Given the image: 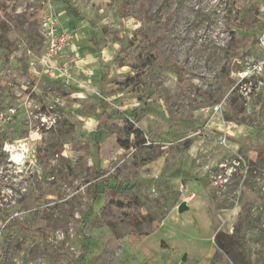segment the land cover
<instances>
[{"label":"rangeland","instance_id":"1","mask_svg":"<svg viewBox=\"0 0 264 264\" xmlns=\"http://www.w3.org/2000/svg\"><path fill=\"white\" fill-rule=\"evenodd\" d=\"M69 2L0 0V264H264V0Z\"/></svg>","mask_w":264,"mask_h":264},{"label":"built area","instance_id":"2","mask_svg":"<svg viewBox=\"0 0 264 264\" xmlns=\"http://www.w3.org/2000/svg\"><path fill=\"white\" fill-rule=\"evenodd\" d=\"M53 14L44 13V17L42 19V28L44 30L46 36V49L43 54L46 58L50 59L58 54L61 50L62 45L61 42L63 38L67 37L66 34L62 35L59 39H57L55 35V21H53ZM257 46H258V56L251 60L240 72L241 77H250V76H258L264 80V28L259 33L257 37ZM47 62V61H43ZM3 150L6 152L9 157V161H13L15 163H19L13 158V153L16 152L17 148L13 143L5 142L3 144ZM22 153V152H21ZM23 158V157H22Z\"/></svg>","mask_w":264,"mask_h":264},{"label":"trees","instance_id":"3","mask_svg":"<svg viewBox=\"0 0 264 264\" xmlns=\"http://www.w3.org/2000/svg\"><path fill=\"white\" fill-rule=\"evenodd\" d=\"M65 4L70 6L69 0H61ZM144 72V71H142ZM138 74V73H137ZM145 75V73H142ZM138 75H128L123 81L125 85L133 84L134 78ZM131 132L139 133V129H132ZM98 145V143H97ZM120 186V185H119ZM106 206L112 207L116 216H118L120 221H127L129 223V233L133 236L141 235V234H149L153 232L159 225V223H155L154 219L150 217L148 214H143L140 211V204L137 202H130L120 197H110ZM23 229H27L28 227L20 226ZM42 233V232H41ZM11 245L8 244L7 249L4 253L5 264L9 259Z\"/></svg>","mask_w":264,"mask_h":264},{"label":"bare ground","instance_id":"4","mask_svg":"<svg viewBox=\"0 0 264 264\" xmlns=\"http://www.w3.org/2000/svg\"><path fill=\"white\" fill-rule=\"evenodd\" d=\"M13 158H15V160L20 163L22 161V153L21 150H18L16 152L13 153Z\"/></svg>","mask_w":264,"mask_h":264},{"label":"water","instance_id":"5","mask_svg":"<svg viewBox=\"0 0 264 264\" xmlns=\"http://www.w3.org/2000/svg\"><path fill=\"white\" fill-rule=\"evenodd\" d=\"M177 209H178L179 212H182V211L186 210L187 209V204L185 203V201H181L178 204Z\"/></svg>","mask_w":264,"mask_h":264}]
</instances>
